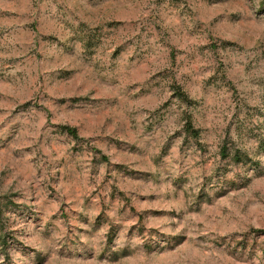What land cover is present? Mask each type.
I'll list each match as a JSON object with an SVG mask.
<instances>
[{"label": "rangeland", "instance_id": "obj_1", "mask_svg": "<svg viewBox=\"0 0 264 264\" xmlns=\"http://www.w3.org/2000/svg\"><path fill=\"white\" fill-rule=\"evenodd\" d=\"M0 205V264H264V0H0Z\"/></svg>", "mask_w": 264, "mask_h": 264}, {"label": "trees", "instance_id": "obj_2", "mask_svg": "<svg viewBox=\"0 0 264 264\" xmlns=\"http://www.w3.org/2000/svg\"><path fill=\"white\" fill-rule=\"evenodd\" d=\"M189 126H187V128H188ZM189 130H191V127H190V129ZM194 131H191V135L192 136H195V134L196 133H193ZM197 136V135H196ZM1 212H2V207H1V205H0V214H1Z\"/></svg>", "mask_w": 264, "mask_h": 264}]
</instances>
